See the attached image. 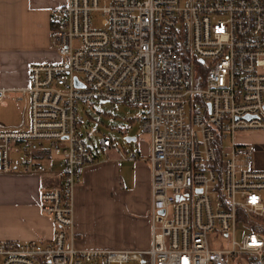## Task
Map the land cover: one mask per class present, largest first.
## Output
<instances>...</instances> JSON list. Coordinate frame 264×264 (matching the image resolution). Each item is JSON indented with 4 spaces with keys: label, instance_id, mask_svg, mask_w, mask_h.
Returning <instances> with one entry per match:
<instances>
[{
    "label": "built area",
    "instance_id": "2783aa9c",
    "mask_svg": "<svg viewBox=\"0 0 264 264\" xmlns=\"http://www.w3.org/2000/svg\"><path fill=\"white\" fill-rule=\"evenodd\" d=\"M50 47L60 60L31 67L29 88L0 90V107L21 106L16 125L0 122V170L59 173L40 196L57 230L49 244L0 242V264H264L249 226L264 225V171L236 140L264 132V0H68L51 11ZM89 102L144 108L148 157L88 146ZM114 154L149 165L147 251L74 246L75 188Z\"/></svg>",
    "mask_w": 264,
    "mask_h": 264
},
{
    "label": "crops",
    "instance_id": "0c3cea01",
    "mask_svg": "<svg viewBox=\"0 0 264 264\" xmlns=\"http://www.w3.org/2000/svg\"><path fill=\"white\" fill-rule=\"evenodd\" d=\"M67 2L0 0V90L29 88L31 67L60 60L50 47L51 11ZM256 143L241 144L255 151L257 168L264 171V133ZM116 157L114 154L112 160L88 168L75 188L76 249L147 251L150 248V168L142 162H122ZM125 163L127 167L123 166ZM59 183V173L31 175L21 170L10 173L0 170V242L51 243L57 228L41 212L40 196ZM103 205L112 212L123 209L131 213L132 223L117 234L91 231V214L99 212Z\"/></svg>",
    "mask_w": 264,
    "mask_h": 264
},
{
    "label": "rangeland",
    "instance_id": "374dc122",
    "mask_svg": "<svg viewBox=\"0 0 264 264\" xmlns=\"http://www.w3.org/2000/svg\"><path fill=\"white\" fill-rule=\"evenodd\" d=\"M8 107H0V121L6 125H13L19 121L21 106L14 101H7ZM81 119L80 132L88 146L97 148L100 139H109L121 151L142 157L149 155V139L142 132V121L145 109L126 104L94 105L87 103L78 107ZM264 132H246L238 135L236 140L245 144H257L259 135ZM127 138H137L136 142H128ZM147 164V163H145ZM148 165V164H147ZM127 167L128 163L123 164ZM149 166V165H148ZM117 209L115 212L103 205L102 209L91 214L90 230L100 234H117L132 223L131 213ZM108 211H111L108 212ZM134 216V215H132ZM245 231L238 230L236 239L241 240ZM212 248H230V241L210 235Z\"/></svg>",
    "mask_w": 264,
    "mask_h": 264
},
{
    "label": "trees",
    "instance_id": "16d2710c",
    "mask_svg": "<svg viewBox=\"0 0 264 264\" xmlns=\"http://www.w3.org/2000/svg\"><path fill=\"white\" fill-rule=\"evenodd\" d=\"M245 219L250 220V216L246 215ZM249 226H250V229L252 230V232L258 233L264 237V225H259L255 222H252V223H250Z\"/></svg>",
    "mask_w": 264,
    "mask_h": 264
},
{
    "label": "water",
    "instance_id": "95a60500",
    "mask_svg": "<svg viewBox=\"0 0 264 264\" xmlns=\"http://www.w3.org/2000/svg\"><path fill=\"white\" fill-rule=\"evenodd\" d=\"M126 140H127L128 142H132V141L135 142V141H136V138H127Z\"/></svg>",
    "mask_w": 264,
    "mask_h": 264
}]
</instances>
